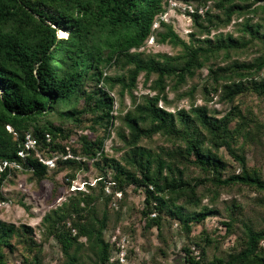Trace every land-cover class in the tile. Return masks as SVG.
Masks as SVG:
<instances>
[{
	"label": "trees",
	"instance_id": "obj_1",
	"mask_svg": "<svg viewBox=\"0 0 264 264\" xmlns=\"http://www.w3.org/2000/svg\"><path fill=\"white\" fill-rule=\"evenodd\" d=\"M259 1L264 0H187L185 10L198 26L200 35L193 31L186 40L163 18L168 0H0V160L18 162L23 171L32 169L38 180L46 177L49 170V164L41 157L55 158L53 170L63 165L86 168L87 162L77 156L98 158L105 136L91 139L80 133L81 145L76 147L70 143L74 133L85 129L97 131L98 127L108 132L115 118V97L111 91L121 84L120 96L126 89L132 93L139 74L144 71L146 79L153 73L157 75L153 82L158 93L145 96L139 103L134 101V108L125 113L123 120L129 133L119 130L118 134L129 148L120 159L102 155L101 160L116 170L112 192L124 191L130 184L144 187L145 207L140 214L148 219L147 224L161 230L163 222L173 218L189 234L192 222L199 223L217 211L207 205L191 213L183 211L185 204H200L208 183L212 186L208 191L213 192V199L219 193V186L233 184L264 192V178L257 167L247 165L245 153L246 145L264 132V125L257 121L253 109L240 116L236 127L231 129L229 123L239 110H230L217 118L206 105L193 103L189 110L178 111L159 105L163 101L169 106L164 94L167 79L173 80L178 90L188 80L199 77L204 80L205 96L213 91L224 101H231L248 90L264 96V78H254L264 68V33L260 34L264 26V4L252 7ZM260 11L263 15H259ZM245 13L260 16L259 22L251 23L249 18L244 24V30L252 35L251 40L231 34H221L215 40L210 36L202 38L203 32L222 30L235 15ZM155 23L159 27L155 28ZM155 33L159 42L182 46L183 52L164 55L162 61L143 59L139 51L132 53ZM255 39H262V55L250 62L231 60L233 50ZM221 52L225 64L211 62ZM121 60L123 67L132 64L127 73L109 75L107 66ZM204 66L208 69L205 77L198 72ZM198 86V83L191 85L186 95L194 98ZM252 124L257 126L256 130ZM199 125L207 134L200 132ZM27 134L36 141V147L22 157L19 151L25 148ZM156 134L180 140L182 145L158 152L140 145L142 139ZM240 136L244 139L236 148L234 143ZM207 143L211 146L207 147ZM223 146L241 165L240 171L228 176H224L227 162L217 153ZM189 165L197 166L201 175L193 180L185 178L184 169ZM16 171L6 167L0 172V190ZM75 174L76 171L69 177L75 178ZM85 185L87 192L78 189L75 196L46 213L43 220L53 222L54 230L50 232L58 238L68 264H77L74 250L81 237L87 238L98 264H123L120 257L112 259L111 255L112 251H122L121 242L117 238L116 242L105 241L103 237L106 213L98 218L95 206L91 205L97 199L95 193L98 196L104 193V177L96 185L84 182ZM0 197L5 199L1 193ZM181 198L184 203L177 202ZM242 212L235 203L228 210L232 221ZM73 213L77 215L75 227L67 225ZM152 213L155 217H150ZM231 220L225 223L228 231L233 227ZM244 226L246 237H242L239 247L234 246L225 255L208 258L204 248L196 254L190 243L184 245V264H264L261 245L264 228L256 230L247 222ZM23 229L25 232L27 227ZM10 231H17L28 246V253L32 246L35 248L20 228L0 221V264H9L1 245H11ZM193 240H196L194 236L190 241ZM205 241L208 244L212 239L206 236ZM125 256L128 258V249ZM23 263L40 264V259L33 256L30 260L25 256Z\"/></svg>",
	"mask_w": 264,
	"mask_h": 264
},
{
	"label": "rangeland",
	"instance_id": "obj_2",
	"mask_svg": "<svg viewBox=\"0 0 264 264\" xmlns=\"http://www.w3.org/2000/svg\"><path fill=\"white\" fill-rule=\"evenodd\" d=\"M185 3H187V0H168L167 11L163 14V18L169 24H172L183 38L189 40L191 32H197L198 36L200 33L193 18L186 12ZM262 4H264V1H259L254 3L252 7ZM262 12L260 11L259 15H263ZM259 17L253 13L235 15L226 28L222 30L213 29L210 33L203 32L202 38L210 36L215 40L221 34L224 36L231 34L236 38L251 40L252 35L244 30V24L249 18V22L257 23L260 20ZM157 23L154 24L155 28L158 26ZM157 29L165 30V28ZM202 31L204 30L202 29ZM263 33L264 26L260 30V34ZM261 41L262 39H255L253 43L251 42L243 48L233 50L231 52V60L253 61L263 53ZM183 50L182 46H174L169 42H159L155 33V35L149 37L141 48L133 49L132 53L139 51L143 59L162 61L164 60V55L176 56ZM224 57L223 52H221L218 58L212 59L211 62L225 64ZM122 65V60L112 61L107 66L106 71L112 76L124 75L127 73V68L131 67L132 64L124 67ZM198 72H201L205 77L208 69L204 66L198 69ZM155 77L157 75L153 73L149 79H146L145 72H141L132 93L129 92V89H126L123 96H120L122 85L117 84L115 86V89L111 91V95L115 97L113 108L115 118L108 132L105 131V128L98 127L97 131L85 129L74 133L70 143L76 147L81 145L79 140L80 133L87 134L91 139L105 136L101 149L102 153L99 152L98 158L87 159L77 156L87 162L86 168H78L76 165H63L59 170L58 168L53 170L55 158H52L49 159L51 161L48 174L41 180L34 177L32 169L28 171L17 169L5 181L0 190V193L5 197L4 200L0 197V221L14 224L15 227L20 228L22 234L30 238L35 245V248L32 246L31 253H28V246L22 241L17 231H10V234L12 233L9 240L11 245H1L5 253L4 257L9 264H24L25 256H29L30 260L33 256H38L40 264H68L58 238L50 232V230H54L51 227L53 222L44 221L43 218L52 209L61 206L63 202H68L72 196L76 195L78 189L87 192L88 188L86 185L84 186V182L96 185L97 181L102 177H104L106 183L104 193L100 196L95 193L97 199H94L95 204L92 202L91 205L95 206L98 218H101L104 212L106 213L107 220L103 229L105 241L116 242L115 239L117 238L122 244V252L126 253V249H128V258H124L121 261L123 264H184L185 251L182 249L184 245L189 243L196 254L204 248L208 258L213 257L215 254L225 255L233 250L234 246L239 247L242 237H246L244 223L247 222L256 230L264 228V192L245 185L219 186V193L213 199V192L208 191L212 186L208 183L205 186L206 194L200 196V204H185L183 211L185 214L191 213L194 210L201 209V206L204 205L217 211L210 213L199 223L191 221L190 234L182 230L179 220L173 218L166 219L161 230L155 225L147 224L148 219L140 214V211L145 207L144 187L136 188L135 184H130L124 191L114 190L112 192L111 185L115 183L116 170L101 160L102 155L107 154L109 157L120 159L121 155L128 150L129 147L126 145V141L118 134L119 130L125 134L129 133L124 125L123 117L125 113L134 108V101L139 103L144 100L145 96L158 93L153 82ZM254 78L256 80L264 78V68ZM195 83H198L200 87L198 86L199 88L193 98L186 95V90ZM173 84V80L167 79L168 86L164 94L168 97L169 106L163 101L160 102V106L167 107L171 111H178L179 109L189 110L193 103L195 106L206 105L208 109L214 110L212 114L217 118L223 117L230 110H239L238 116L233 117V120L229 123L231 129L236 127L240 121V116L243 114L247 115L249 109H253L257 121L264 125V96L257 95L253 90L238 94L231 101H224L220 100V95L213 91L205 96L203 91L204 80L199 77L188 80L186 84L180 85L178 90L175 89ZM88 116L92 117L93 115L88 114ZM198 128L201 133L207 134L202 126L199 125ZM252 128L256 130L257 126L252 124ZM243 139L240 136L234 146L238 148ZM181 143L180 140L170 139L167 135L161 134H156L152 138H144L140 141V145L152 148L155 152L160 151L162 148H177L182 145ZM184 145L185 143H183ZM206 146L210 147L211 145L207 143ZM217 153L227 162L224 176H228L234 171H240L241 165L233 158L226 147H221ZM245 153L247 165L257 167L260 175L264 178V132H260L253 141L246 145ZM74 171H76L75 178L69 177ZM199 175H201V171L197 166L189 165V167L184 169V176L187 179L193 180ZM203 188L204 186L201 187V191L204 190ZM177 202L184 203L185 201L181 198ZM234 203L240 206L243 212L232 221L228 210ZM121 208L122 210L119 211ZM84 215L87 216V213L85 212ZM151 216L155 217V213H152ZM76 220L77 215L73 213L69 217L67 225L70 224L75 227L74 223ZM228 220L233 222L231 231H228L225 225ZM61 225L60 228L62 227ZM24 226L27 227L25 232ZM193 236L196 240L190 241ZM206 236L211 238L212 242L207 244L205 241ZM79 241V243L83 244L77 243V248L74 250L78 258L77 264H98L97 256L87 243V238L81 237ZM261 245L264 246V241H262ZM122 252L115 253L112 251V259L122 256Z\"/></svg>",
	"mask_w": 264,
	"mask_h": 264
},
{
	"label": "built area",
	"instance_id": "obj_3",
	"mask_svg": "<svg viewBox=\"0 0 264 264\" xmlns=\"http://www.w3.org/2000/svg\"><path fill=\"white\" fill-rule=\"evenodd\" d=\"M26 139L27 140L25 142V148H23L22 150L19 151V154L22 157H26L31 152V149H34L36 147V141L31 137L30 134H27ZM41 160H43L47 164H50V161H51L49 159H45L44 157H41ZM6 167H9L10 169H13V168L21 169L22 168L21 164H19L18 162L8 161V160H0V172L3 171ZM122 250H123V248H122ZM124 258H126L125 253H123L122 256H120V260L123 261Z\"/></svg>",
	"mask_w": 264,
	"mask_h": 264
}]
</instances>
